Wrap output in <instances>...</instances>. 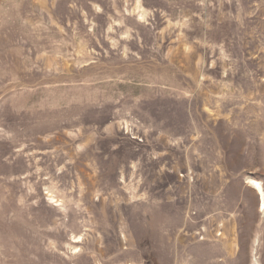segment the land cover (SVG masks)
<instances>
[{"label":"rangeland","instance_id":"1","mask_svg":"<svg viewBox=\"0 0 264 264\" xmlns=\"http://www.w3.org/2000/svg\"><path fill=\"white\" fill-rule=\"evenodd\" d=\"M264 0H0V264H264Z\"/></svg>","mask_w":264,"mask_h":264},{"label":"bare ground","instance_id":"2","mask_svg":"<svg viewBox=\"0 0 264 264\" xmlns=\"http://www.w3.org/2000/svg\"><path fill=\"white\" fill-rule=\"evenodd\" d=\"M252 184L254 186L253 188L257 190V195L259 196V206H261L260 211H263L264 210V188L260 182L254 181Z\"/></svg>","mask_w":264,"mask_h":264}]
</instances>
